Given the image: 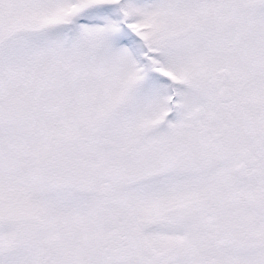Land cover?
<instances>
[{
  "label": "snow or ice",
  "instance_id": "snow-or-ice-1",
  "mask_svg": "<svg viewBox=\"0 0 264 264\" xmlns=\"http://www.w3.org/2000/svg\"><path fill=\"white\" fill-rule=\"evenodd\" d=\"M0 264H264V0H0Z\"/></svg>",
  "mask_w": 264,
  "mask_h": 264
}]
</instances>
